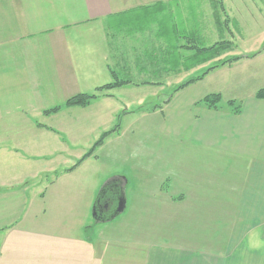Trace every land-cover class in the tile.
<instances>
[{"label": "crops", "instance_id": "obj_1", "mask_svg": "<svg viewBox=\"0 0 264 264\" xmlns=\"http://www.w3.org/2000/svg\"><path fill=\"white\" fill-rule=\"evenodd\" d=\"M218 1L234 19L248 14L245 0ZM228 23L214 0H0V188L9 189L0 191V218L9 215L0 264H264V98L254 95L264 87V49L226 65L206 60L196 88L166 90L191 73L196 48L237 45L243 29L260 41L235 51L264 45L259 26ZM234 67L245 74L227 84ZM115 80L129 83L84 107L63 105ZM202 88L246 96L235 114L200 103ZM159 95L169 97L158 104ZM113 125L91 155L58 171L67 143H93ZM160 139L185 149L144 150ZM115 156L129 177L106 170ZM84 165L122 181L121 213L97 220L102 187L62 183ZM64 190L81 198H58Z\"/></svg>", "mask_w": 264, "mask_h": 264}, {"label": "rangeland", "instance_id": "obj_2", "mask_svg": "<svg viewBox=\"0 0 264 264\" xmlns=\"http://www.w3.org/2000/svg\"><path fill=\"white\" fill-rule=\"evenodd\" d=\"M245 1L247 2V4H249V8L246 7V9H248L247 10L248 14L246 16H244V14L240 15V14L236 13L237 14V16L235 17L236 19H234V18H232V17H234L233 15L227 14L222 9L220 1L214 0V7H215L217 19L219 18L223 22H229L228 23L229 26L230 25L231 26L232 25L233 26H237L238 23H239V26H243V24H245V22H246L247 24L249 23L250 26H259L258 28L255 29V31H263L264 27H260V26H264V0H245ZM236 11H238V10H236ZM244 30L245 29H243V31H241L240 33L238 32V37H237L236 42H235V43H237V45L233 46L234 42L230 41L231 44H232V47L230 49H228L226 51H223L219 55H213L212 57H210V55H209V58L207 60L209 62V65L210 64H212V65H216V64H218V65L231 64V62H233V61H228L226 63H222V61L227 59V58H230L232 56H235V57L238 56L237 59L234 60V61H237L240 58H252L254 56V54H258V53H260L259 51L264 49V45H263L262 47H260L261 49L259 48V50L257 49L254 52H249L247 54H243V52H241L242 50L249 49L250 47H254L260 41V38H257L256 35L254 36V38L256 37L257 39L248 40L247 37L249 35L247 34V36L245 37L243 35V33L245 32ZM253 34L254 33L252 32V35ZM235 47H238V49L241 50V51H239V52L235 51L234 50ZM202 57L204 58V55H202V54L201 55H199V54L198 55H193L191 65L189 64V65L185 66V69H186L185 71L193 69L191 71V73H189V74H187L185 76H180V75L176 74V79L174 81L175 85L173 84V86H171L170 88H168L166 90L174 92L175 89L178 87V85L186 83L189 79H192V82H189L187 85L192 83V84H195V88H196L198 86L197 82L199 80H201V78L204 75V72L206 71V69L205 70L202 69V71H201V69H198L199 68L198 66L203 64V63H205V61H206L205 60V61L201 62L199 59H201ZM211 68L212 67H208L207 69L209 70ZM235 68L236 67L229 68L232 71L228 72L227 79H225V82H227V84H230L231 80L229 78H231V77L234 78V77L238 76L239 74H245V72H243L244 71L243 69H239L238 70V69H235ZM233 69H235V70H233ZM251 75H252V73L250 72L249 76H251ZM261 79H264V78L262 77ZM262 88H264V87H261L259 89H262ZM258 90H256V92ZM204 91H205V88H202V89L199 90L198 95H200V96H198V101H200L204 96H207V95H219V97H220L219 98L220 99L219 106L222 107V108H226L227 107V108L230 109V107L227 105V100H229L230 97L226 96L225 92L220 93V91H216V90H214V91H206V92H204ZM250 95H252V94H250ZM165 96L169 97L168 95H164V96L163 95H159L158 99L156 100L157 103L160 104L162 99L165 98ZM245 96L246 95L234 96V98H232V99L235 100V102L240 103L239 99L242 98V97H245ZM147 97H149V98H147ZM150 97H151V95H147L146 99L150 100ZM154 99H156V97ZM200 103H202V102H200ZM202 104H204V103H202ZM145 105H147V103ZM80 107H84V106H80ZM118 123L119 122L116 121L114 125H116ZM114 125L112 126V128H114ZM109 130H111V129H109ZM91 139L92 138L89 137V136H84V137L81 138V140L79 142L76 141V142H73V143H67V146L69 148V152L68 153H64L63 158L61 160H57V162H58L57 163L58 171L63 170V168H67V167L72 166L91 147V145L93 144ZM184 149H185V146H183V144L179 143L178 141L176 142V146L174 148V147L171 146V142H169L167 140H161V139L159 140L158 143H147V145L144 146V150L145 151H154V152H167V151H171V150L183 151ZM109 158H110V161H112V164H110V166L106 165V170H108L109 172H111V171H124L125 174L124 173H119V174L122 175V176H125V177L126 176L129 177V174H126L127 171H128L127 167L126 166H121V163H122L121 159H119L116 156L115 157H109ZM59 161H61V162H59ZM20 165H21L20 161L17 160L15 162V164L13 165V167H15V170H19V168H22ZM84 166H85L84 169L79 170L77 173H75L72 176L71 175H65L62 183L64 185H68V186H70L71 184L77 185V183H84L85 185L97 186V187H99V190H100L101 187L106 186L107 187V189H105L106 196L102 199V202L103 203L105 201L109 202V204H111L112 208L114 209L115 206H116V202H114L115 201L114 196H111L112 195L111 190L112 189L113 190L116 189V188H113V185H114L113 177L114 176L108 175L107 173H105V174L96 173V172L92 171L89 166H87V165H84ZM94 167L102 168L100 166V164H99V166L96 165ZM15 170H11L12 174L15 173ZM66 176H68V177H66ZM11 177H13V176H11ZM16 177H18V176H16ZM40 177L43 178V182H46V181L52 180L56 176L54 174H49V175H40ZM40 177L38 178V180H40ZM24 179H25V177H24ZM27 180H28V178H27ZM130 180H131V178H129V182L128 183H130ZM16 188H19V187L16 186ZM6 190H9V189H4V188L1 189L0 188V191H3L4 193L6 192ZM14 193H13L14 196L17 197V200H18L17 202H20L19 199H21V197H23L22 190L21 189H16V191ZM58 194H59L58 198H61V199H64V200L72 199V198H75V197L81 198V196H76V192L72 193L71 191H67V190H64L63 192H58ZM97 194H99V192H97ZM0 196H1V194H0ZM2 197H0V198H2ZM11 197H13V196H11ZM16 204H19V203H16ZM2 209L6 210V208H0V210H2ZM15 209H18L17 205L15 206ZM5 215L6 216L4 218L3 217L0 218V221H4V222L8 221L9 215L8 214H5ZM91 216L93 217L92 210H91Z\"/></svg>", "mask_w": 264, "mask_h": 264}, {"label": "trees", "instance_id": "obj_3", "mask_svg": "<svg viewBox=\"0 0 264 264\" xmlns=\"http://www.w3.org/2000/svg\"><path fill=\"white\" fill-rule=\"evenodd\" d=\"M232 47V44L230 41L228 40H224V41H220V42H217L216 44H214L213 46H210V47H206V48H196V53L197 55H204V58L202 57L200 59V61H205V60H208L209 58V55L210 57H212L213 55H219L221 54L223 51H226L228 49H230ZM209 53V54H208ZM238 57V56H237ZM237 57L235 56H232L230 58H227L225 60L222 61V63H226L228 61H234L237 59ZM189 82H192V79H189L186 83H183V84H180L178 85V87L175 89L178 90V89H181L183 87H185ZM126 83H129L128 81H125V80H115L114 82H111V83H107V84H104L102 86H98L95 88V92H92V93H79V94H76V95H73L71 97H69L65 102H64V106H86L89 104V102L96 98L99 94L98 92L102 91V90H106V89H111L113 87H117V86H121L123 84H126ZM255 97L257 98H264V88L262 89H259L256 93H255ZM219 95H207V96H204L199 102H202L204 103L205 106L209 107V108H214V109H217L219 108ZM227 105L230 107V110L232 113H238L239 110H240V105L239 103L235 102V100L233 99H229L227 100ZM60 109V106H55L51 109H48V110H45L44 112L45 113H51V112H56L57 110ZM118 126H115L114 128H111V130H107V131H104L103 133L100 134V136L93 142V144L91 145V147L83 154V156L76 161V163L72 166L75 167L76 165H78V163L80 161H82V159L88 157L89 155H91L95 148L98 147L104 140V138L109 134L111 133L112 131H114ZM71 168V169H72ZM114 185H113V188H116V189H112L111 192H112V195L111 196H114L115 197H118L120 195V192H121V189H122V181L120 180H114ZM105 189H107L106 186H103L102 189L100 190L99 194L97 195V198H96V201H95V204H94V208H95V211H97V209L104 203H109V202H102V199L106 196V191ZM100 215H97L96 214V219L97 220H101V219H104V217H99Z\"/></svg>", "mask_w": 264, "mask_h": 264}, {"label": "water", "instance_id": "obj_4", "mask_svg": "<svg viewBox=\"0 0 264 264\" xmlns=\"http://www.w3.org/2000/svg\"><path fill=\"white\" fill-rule=\"evenodd\" d=\"M116 202L115 208L110 211L109 218L114 217L115 215L121 213L125 207V199L123 197V191L120 192V195L118 197L114 198ZM96 213L95 208H93V215ZM107 216L105 215V218ZM108 219V218H107Z\"/></svg>", "mask_w": 264, "mask_h": 264}, {"label": "flooded vegetation", "instance_id": "obj_5", "mask_svg": "<svg viewBox=\"0 0 264 264\" xmlns=\"http://www.w3.org/2000/svg\"><path fill=\"white\" fill-rule=\"evenodd\" d=\"M110 209L111 206L109 207V204L104 203L97 209L96 214L100 215L101 217H104L106 213L110 212Z\"/></svg>", "mask_w": 264, "mask_h": 264}]
</instances>
